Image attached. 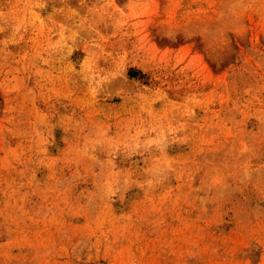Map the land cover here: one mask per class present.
Returning <instances> with one entry per match:
<instances>
[{
    "label": "rangeland",
    "instance_id": "1",
    "mask_svg": "<svg viewBox=\"0 0 264 264\" xmlns=\"http://www.w3.org/2000/svg\"><path fill=\"white\" fill-rule=\"evenodd\" d=\"M0 264H264V0H0Z\"/></svg>",
    "mask_w": 264,
    "mask_h": 264
}]
</instances>
